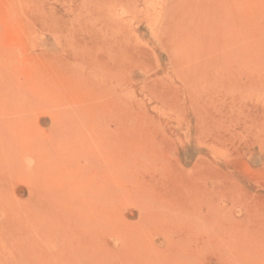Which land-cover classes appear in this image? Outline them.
I'll use <instances>...</instances> for the list:
<instances>
[{"label":"rangeland","instance_id":"1","mask_svg":"<svg viewBox=\"0 0 264 264\" xmlns=\"http://www.w3.org/2000/svg\"><path fill=\"white\" fill-rule=\"evenodd\" d=\"M0 166V264H264V0H0Z\"/></svg>","mask_w":264,"mask_h":264},{"label":"bare ground","instance_id":"2","mask_svg":"<svg viewBox=\"0 0 264 264\" xmlns=\"http://www.w3.org/2000/svg\"><path fill=\"white\" fill-rule=\"evenodd\" d=\"M185 44V43H184ZM185 51V50H184ZM187 53V52H186ZM202 54V53H201ZM204 60V59H203ZM10 153V152H9ZM12 153V152H11ZM14 154V153H13ZM12 156V155H11ZM5 158V157H4ZM11 161V160H10ZM12 163H13V161H11ZM12 163H10L11 165H12ZM8 165V164H7ZM0 167H2V166H0ZM6 170V169H5ZM10 170V169H9ZM1 171H4V169L2 168L1 169ZM7 173V172H6ZM9 173V172H8ZM2 174H4V173H2ZM1 176V175H0ZM8 177V176H7ZM4 179V178H3ZM9 179V178H8ZM7 180V179H6Z\"/></svg>","mask_w":264,"mask_h":264}]
</instances>
